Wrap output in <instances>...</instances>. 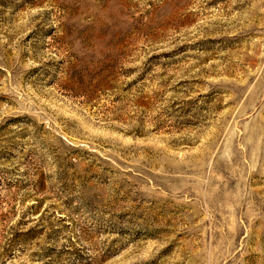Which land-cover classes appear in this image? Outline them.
Returning <instances> with one entry per match:
<instances>
[{"label": "rangeland", "instance_id": "374dc122", "mask_svg": "<svg viewBox=\"0 0 264 264\" xmlns=\"http://www.w3.org/2000/svg\"><path fill=\"white\" fill-rule=\"evenodd\" d=\"M0 264H264V0H0Z\"/></svg>", "mask_w": 264, "mask_h": 264}]
</instances>
